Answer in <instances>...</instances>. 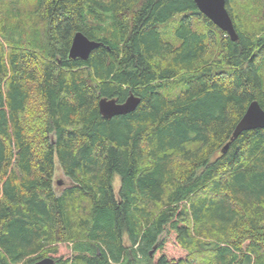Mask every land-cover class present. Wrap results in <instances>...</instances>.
<instances>
[{"label":"trees","instance_id":"trees-1","mask_svg":"<svg viewBox=\"0 0 264 264\" xmlns=\"http://www.w3.org/2000/svg\"><path fill=\"white\" fill-rule=\"evenodd\" d=\"M226 9L235 42L193 0H0V264H264V128L221 152L264 110V0Z\"/></svg>","mask_w":264,"mask_h":264},{"label":"water","instance_id":"water-1","mask_svg":"<svg viewBox=\"0 0 264 264\" xmlns=\"http://www.w3.org/2000/svg\"><path fill=\"white\" fill-rule=\"evenodd\" d=\"M198 11L208 18L218 29L225 32L232 42L237 41L238 36L235 31L233 21L226 9V0H193ZM101 46V43L89 40L82 33L74 34L68 51L69 60L86 61L90 53ZM140 99L130 94L123 103H117L114 99L102 98L98 102V110L104 119H111L115 116H123L133 112L138 106ZM264 128V110L257 101H252L242 118L236 124L230 141L221 150L225 153L229 143L238 137L242 132L263 129ZM54 142L52 141V144ZM57 184H61L58 182ZM32 264H55L51 258H43Z\"/></svg>","mask_w":264,"mask_h":264},{"label":"rangeland","instance_id":"rangeland-1","mask_svg":"<svg viewBox=\"0 0 264 264\" xmlns=\"http://www.w3.org/2000/svg\"><path fill=\"white\" fill-rule=\"evenodd\" d=\"M58 182H61V184H57ZM68 185H70L69 179L63 174L59 164L57 163V160L55 161V170H54V176H53V188L56 191V193H60V191L64 188H66ZM120 183L118 177H115L113 182V189L115 194L118 192ZM124 244L128 245V241L126 238L124 239Z\"/></svg>","mask_w":264,"mask_h":264},{"label":"bare ground","instance_id":"bare-ground-1","mask_svg":"<svg viewBox=\"0 0 264 264\" xmlns=\"http://www.w3.org/2000/svg\"><path fill=\"white\" fill-rule=\"evenodd\" d=\"M104 17V16H103ZM103 35V34H102ZM98 37V36H97ZM232 134V133H231ZM199 229V228H198Z\"/></svg>","mask_w":264,"mask_h":264}]
</instances>
